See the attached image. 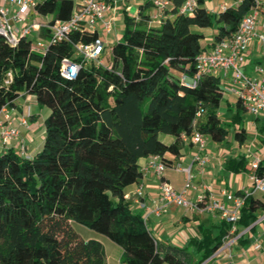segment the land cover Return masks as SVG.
Listing matches in <instances>:
<instances>
[{
  "label": "trees",
  "instance_id": "trees-1",
  "mask_svg": "<svg viewBox=\"0 0 264 264\" xmlns=\"http://www.w3.org/2000/svg\"><path fill=\"white\" fill-rule=\"evenodd\" d=\"M76 1L36 0L46 24L16 45L0 35V109L13 107L23 93L49 108L39 150L26 155L10 146L0 154V264H105L101 240L84 237L75 222L118 244L126 264H198L218 249L230 224L223 219L217 232L199 226L190 245L201 252L200 260L189 247L162 249L142 215L132 210L126 188L143 176L140 158L158 155L170 166L164 154L178 155L179 141L190 139L194 130L214 142L226 140L229 123L218 113L224 95L220 76L204 73L195 86L181 77L195 76L196 56L206 50L204 34L194 27L216 23L213 46L237 31L254 0H235L217 13L198 0L192 14L179 12L183 0H171L160 21L145 11L147 2L139 17L126 15L107 64L91 66L74 55L73 43L92 41L97 32L75 30L69 40H50V25L67 20ZM39 38L48 41L43 51L33 49ZM64 57L80 61L75 78L61 73ZM237 105L244 110L241 100ZM235 117L232 124L239 122V112ZM259 128L264 135V118ZM163 133L176 141L162 140ZM234 136L243 143L245 128L238 127ZM228 167L247 169L246 160L231 157ZM257 172H264L262 164ZM257 209L264 210V201L249 195L238 225H252Z\"/></svg>",
  "mask_w": 264,
  "mask_h": 264
},
{
  "label": "crops",
  "instance_id": "crops-1",
  "mask_svg": "<svg viewBox=\"0 0 264 264\" xmlns=\"http://www.w3.org/2000/svg\"><path fill=\"white\" fill-rule=\"evenodd\" d=\"M109 1L111 3V8L107 11L106 16L113 19L114 28L112 32L116 33V36H120L119 32H115L116 26L119 22H122L123 27H125L126 15L139 17L140 8L142 9V6L147 2H150L151 5L145 9V11L150 14L153 11L152 0ZM203 2L204 6L210 13H217L222 5H234L237 3L235 0H203ZM34 13L40 15L42 19L33 22L43 24L48 21L47 16H44L37 11H34L32 14ZM194 29L204 34L202 40L203 46L206 49L211 48L212 37L217 30L216 23H214L212 27L196 26ZM257 29L259 32L264 31V9L261 15V22ZM98 33L104 38L106 48V41L111 32L105 33L100 29ZM242 67L245 73L250 77L255 79H260L262 77L264 72V44L260 43L257 38L249 44ZM212 73L220 76L222 87L224 89L223 100L218 113L225 122L229 123V134L226 140L223 142H214L209 139L206 148L200 149L196 143L192 142L190 139H184L183 137L184 140L179 141L180 147L178 155L169 151L164 154V156L171 161V164L166 167L161 176L155 173L153 168H148L150 156L140 158L139 163L143 171V176L138 182L132 183L126 188L125 195L132 210L141 214L142 217L147 218L146 222L148 227L154 237L160 242L162 249L169 246L189 247L188 250L192 253L195 260H200L202 255L201 252L190 245V240L200 235V225L211 227L214 232H217V225L223 220L221 214L217 210L196 211L174 202H170L166 205L160 215H156L155 213L150 212L149 209H144L139 201L146 202L149 206L161 202L158 184L163 180L171 182L178 190L182 189L184 179L182 182H178L173 176V170L182 173L181 170L175 168V165L177 164L187 166L192 163V170L194 169L195 171L193 181L198 188L197 190L188 193L187 196L189 198L195 199L197 194L200 193L205 196V201L209 200L211 195H213L229 204L230 200L223 194L224 190L237 193V191L242 192L251 189L252 184L249 177L251 155L264 149V135L261 134L259 128L264 118V113L261 112L259 114H254L245 107L243 110L241 106L237 105V87L233 82L231 71L217 69ZM19 97L23 98V101H28L29 99L35 100L34 96L27 93H23ZM17 99L13 106L15 108L13 116L14 119L19 122V113H23L26 110V107L17 104ZM31 111H33V109ZM238 112L240 120L239 122L232 124V119L235 121L238 119V117H235ZM35 114L36 113L33 111L32 115H34L36 120H31L29 118L26 124L20 125V137L18 141L9 146L2 144L0 141V154L10 146H13L17 150L19 149V152L21 153V142L26 143L27 146L33 147L32 152L27 155L34 154L37 146L42 143L44 136V126L42 125V122L36 118ZM35 124H38V126H35ZM240 126L245 128L247 134L246 140L243 143H239L234 136L235 131ZM160 138L167 143H173L176 141V136L172 134L163 133L160 134ZM199 153L209 156V161L203 166L198 162H193L194 156ZM238 156H243L245 158L247 169L234 171L228 167L226 161L231 157ZM261 164L264 166V160ZM140 185H143V195L141 197L136 194V190ZM204 185H208L210 188L205 189ZM254 195L264 201V193L260 192L255 193ZM259 210H261L262 213L258 214L257 211ZM256 215V221L249 227H244L240 224L238 225L240 237L233 242L231 255H227L223 252H214L198 264H263V249L256 250L254 248V243L256 240H259L264 247V210L257 209ZM251 226L253 227L250 228ZM84 237L99 238L98 236L91 235ZM99 239L105 250V264H126L122 260V248L118 244L119 249H117L116 245L111 243V239V241H104L102 238ZM106 245L112 254L107 252Z\"/></svg>",
  "mask_w": 264,
  "mask_h": 264
},
{
  "label": "built area",
  "instance_id": "built-area-1",
  "mask_svg": "<svg viewBox=\"0 0 264 264\" xmlns=\"http://www.w3.org/2000/svg\"><path fill=\"white\" fill-rule=\"evenodd\" d=\"M36 0H0V35L11 44L16 45L18 41L27 35H32L33 31L40 25L36 22H28L29 16L37 11L35 9ZM153 11L151 17L155 21H160L164 10L171 4V0H152ZM198 6V0H183L179 7V12L183 14H192ZM225 5H222L224 7ZM111 8L109 0H77L76 6L67 20H57L50 25V40H69L71 32L91 31L97 32L102 29L105 33L113 31V19L106 16L107 11ZM264 9V0H254L250 10L242 17L237 31L229 37H224L213 44L209 49L203 50L196 56L197 73L190 77L182 75L181 80L188 86H195L197 79L204 73H212L217 69L231 71L233 82L236 84V93L244 107L254 114L264 113V72L260 79L250 77L243 70L249 44L257 38L264 44V31H258V25L261 22V15ZM38 44L43 47L33 45V49L43 51L48 41L37 39ZM105 51V40L98 33V36L89 42L78 41L73 43L74 55L80 57L81 62L86 63L88 60H97L98 64H104L103 53ZM81 67L80 61L64 57L61 60V73L67 78H75ZM12 81V72H7L5 83ZM26 111H31V105L28 104ZM15 108L6 104L0 109V141L8 146L20 137V125L26 124L27 119L23 115L19 122L14 119L13 110ZM186 138V136H184ZM190 140L196 143L200 149H205L208 143V136L199 130H194ZM24 142L20 145L21 153L25 154ZM264 160V149L251 155L250 160V181L251 189L239 193L223 191V194L230 200V203L211 195L210 199L205 201V196L198 193L195 199L189 198V192L197 190V185L193 181L192 163L187 166L181 164L175 165L177 170L185 173L182 189L178 190L175 186L166 180L158 184L161 202L154 203L152 206L146 202L139 201L144 209L160 215L166 205L174 202L178 205L188 207L196 211L217 210L221 217L230 224L228 233L223 238L222 244L215 253H226L231 255V247L235 240L240 237L238 221L241 215V209L246 203L249 195L262 192L264 193V172H257L260 164ZM209 161L208 155L201 153L194 156L193 162H198L201 166ZM154 169L155 173L161 176L166 164L158 155H151L148 168ZM209 189L208 185H204ZM136 194L143 195V185H140ZM205 201V202H204ZM144 221L147 220L143 217ZM248 229V228H246ZM256 250L263 249L262 242L256 240L254 243ZM264 264V262H263Z\"/></svg>",
  "mask_w": 264,
  "mask_h": 264
},
{
  "label": "rangeland",
  "instance_id": "rangeland-1",
  "mask_svg": "<svg viewBox=\"0 0 264 264\" xmlns=\"http://www.w3.org/2000/svg\"><path fill=\"white\" fill-rule=\"evenodd\" d=\"M42 19L40 15L34 13V14H31L28 18V22H32V21H36V20H40ZM124 29L125 27H123V23L119 22L116 26V31L115 32H119L120 33V36H116V33L114 32H111L109 34V37L107 38V41H106V48H105V51L103 53V59H104V65L107 64V56L110 54V50H111V47L112 45L122 37L123 35V32H124ZM34 44L36 46H39L40 49L42 50L43 47H41L38 42L35 40L34 41ZM87 66H91V65H97L98 64V61L97 60H88L86 61L85 63ZM17 104L21 105V106H25L26 109L28 108L26 105L30 104L31 105V110L33 109V111L36 113L35 116L36 118H38L41 122H42V125H43V120L44 118L48 115L49 113V108L47 106H40L34 99H29L28 101H23V98H18L17 99ZM15 111V109L13 110ZM33 111H24L23 113H19V117L21 118L23 115H25L26 119L29 120V118L31 119L32 117V113ZM17 117V116H16ZM35 126H38V124H35ZM43 127V126H42ZM19 139L15 140L14 142L12 143H15L16 141H18ZM22 143V142H21ZM20 143V145H21ZM26 146H25V154H30L33 150V147L32 146H27L26 143H24ZM41 147V143L37 146L36 150L34 151V153L39 150V148ZM19 150V149H18ZM228 163V161H226V164ZM192 173L193 175L195 174V171L194 169L192 170ZM173 176L176 178V180L178 182H182L184 177H185V173H180V172H176L175 170H173ZM260 193V192H258ZM207 195V194H206ZM258 214L262 213L261 210L257 211ZM74 226L76 228L77 231H79L83 236H88V235H91V236H98L99 238H102L104 241H111L107 236L95 231V230H92L90 228H88L87 226L83 225V224H80V223H77L75 222L74 223ZM111 243H113L114 245H116L117 249H119V246L117 244H115L114 242L111 241ZM106 248H107V252L111 253L108 249V246L106 245ZM112 254V253H111ZM114 255V254H113Z\"/></svg>",
  "mask_w": 264,
  "mask_h": 264
}]
</instances>
